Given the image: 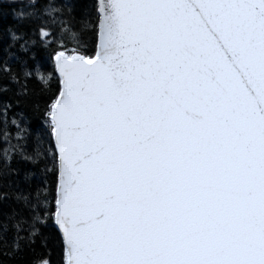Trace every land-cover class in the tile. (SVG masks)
Listing matches in <instances>:
<instances>
[{
    "label": "snow or ice",
    "instance_id": "1",
    "mask_svg": "<svg viewBox=\"0 0 264 264\" xmlns=\"http://www.w3.org/2000/svg\"><path fill=\"white\" fill-rule=\"evenodd\" d=\"M9 12L0 264H264V0Z\"/></svg>",
    "mask_w": 264,
    "mask_h": 264
},
{
    "label": "trees",
    "instance_id": "2",
    "mask_svg": "<svg viewBox=\"0 0 264 264\" xmlns=\"http://www.w3.org/2000/svg\"><path fill=\"white\" fill-rule=\"evenodd\" d=\"M13 23H15V21L13 19L11 12H9L8 15L5 16L4 18L0 19V26L5 27V28L7 26L13 24ZM39 58H40V61L42 64V70H46L48 62L45 60L44 54L41 53ZM32 127L35 128L36 125L34 124ZM10 131H12L13 135L15 134L14 127L10 126ZM20 167H21V178L23 177L24 171L31 170V171L36 172V176L33 177V180H32L33 185L39 183L40 180L42 179L41 172L37 168L32 166L31 164H28L26 162H21ZM40 167L42 168L43 166L41 165ZM23 186L24 185L22 184V187ZM45 252L50 254V259L53 262V264H60L62 251H61L58 239L55 238V233H53V239L50 241V243L48 244V247L46 249L45 248H37L36 249V255L37 256H39L40 254H43ZM28 258L33 259L34 258L33 254L29 253ZM44 259H48V257H44Z\"/></svg>",
    "mask_w": 264,
    "mask_h": 264
}]
</instances>
